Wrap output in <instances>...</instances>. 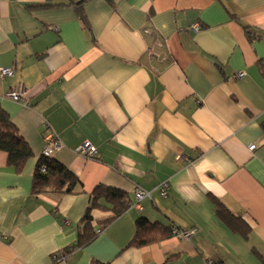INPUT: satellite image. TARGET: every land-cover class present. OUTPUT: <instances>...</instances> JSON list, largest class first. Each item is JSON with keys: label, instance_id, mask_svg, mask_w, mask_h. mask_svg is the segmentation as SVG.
<instances>
[{"label": "crops", "instance_id": "0c3cea01", "mask_svg": "<svg viewBox=\"0 0 264 264\" xmlns=\"http://www.w3.org/2000/svg\"><path fill=\"white\" fill-rule=\"evenodd\" d=\"M62 1L0 0V67L14 68L0 107L34 154L17 173L0 151V264H52L100 184L130 204L137 186L151 196L60 264H264V0H90L89 27ZM20 82L26 103L6 97ZM46 124L74 193H32ZM84 142L95 158L76 151ZM215 201L250 226L247 239ZM139 217L194 234L127 247Z\"/></svg>", "mask_w": 264, "mask_h": 264}, {"label": "trees", "instance_id": "16d2710c", "mask_svg": "<svg viewBox=\"0 0 264 264\" xmlns=\"http://www.w3.org/2000/svg\"><path fill=\"white\" fill-rule=\"evenodd\" d=\"M88 1L90 0H63L56 5L73 7L84 27H89L84 10V6ZM246 30L248 34L251 33L249 28H246ZM261 126L264 131V120L261 122ZM0 151L7 153V165L13 167L17 173L23 171L27 161L34 155L28 142L19 133L16 124L2 107H0ZM79 186L78 177L54 156L41 155L39 157L33 171L32 193L34 195L46 191L74 193ZM215 203L218 217L234 233H238L247 239L251 232L250 226L240 216H236L227 210L221 202L215 201ZM129 208L130 199L127 192L104 184L97 185L91 193L90 204L79 221L77 240L54 254L64 252L69 258L76 249L86 247L92 243L106 227ZM95 210L107 212L108 215L94 221L93 212ZM172 227L173 224L165 225L158 221H150L146 217H139L135 222L134 236L127 247H144L171 238L173 236ZM62 262L64 261L58 259L53 260L52 264ZM89 264L111 263L94 259Z\"/></svg>", "mask_w": 264, "mask_h": 264}, {"label": "built area", "instance_id": "2783aa9c", "mask_svg": "<svg viewBox=\"0 0 264 264\" xmlns=\"http://www.w3.org/2000/svg\"><path fill=\"white\" fill-rule=\"evenodd\" d=\"M200 28V25L196 24L192 27L194 30H198ZM145 32L147 34H151L150 29H146ZM14 73L13 67H0V78L5 79L8 76L12 75ZM243 72L239 71L235 74V78L242 77ZM28 94V88L26 85L22 82L15 85L9 92H7L6 97L10 100L17 102V103H26V96ZM43 138L45 141V148L42 152V155L45 156H54L57 151H59L64 143L61 139L60 135L55 132L49 124H46L45 131L43 134ZM257 147L256 144L250 145V150H254ZM78 153L88 157V158H95L97 154L96 148L90 144L89 142H84L81 144L77 150ZM45 170L44 168L42 169ZM160 192V194L163 197H167L169 195L170 190V183L168 181H163L157 188ZM151 196V192L137 186L134 189V201L130 204L131 207H136L138 209L142 208V201L146 199L147 197ZM194 234V230H184L179 228L176 225H173L172 227V235L178 238L182 239H189ZM68 256L64 254V252H58L52 256L53 260L61 259L63 261H66ZM206 264H213L211 261L207 262Z\"/></svg>", "mask_w": 264, "mask_h": 264}]
</instances>
